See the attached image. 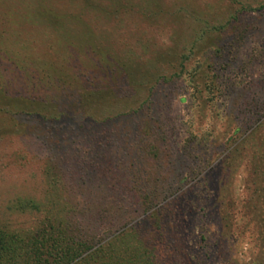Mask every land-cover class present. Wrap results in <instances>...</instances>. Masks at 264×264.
Instances as JSON below:
<instances>
[{
    "label": "rangeland",
    "instance_id": "1",
    "mask_svg": "<svg viewBox=\"0 0 264 264\" xmlns=\"http://www.w3.org/2000/svg\"><path fill=\"white\" fill-rule=\"evenodd\" d=\"M51 213L264 264V0H0V224Z\"/></svg>",
    "mask_w": 264,
    "mask_h": 264
},
{
    "label": "trees",
    "instance_id": "2",
    "mask_svg": "<svg viewBox=\"0 0 264 264\" xmlns=\"http://www.w3.org/2000/svg\"><path fill=\"white\" fill-rule=\"evenodd\" d=\"M29 206L32 203L22 208ZM44 221L33 230H9L0 224V264H155L151 249L146 247L138 246L125 254L114 245L119 236L96 244L56 214Z\"/></svg>",
    "mask_w": 264,
    "mask_h": 264
}]
</instances>
